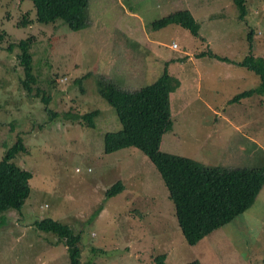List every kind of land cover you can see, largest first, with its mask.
<instances>
[{
  "label": "rangeland",
  "instance_id": "rangeland-1",
  "mask_svg": "<svg viewBox=\"0 0 264 264\" xmlns=\"http://www.w3.org/2000/svg\"><path fill=\"white\" fill-rule=\"evenodd\" d=\"M244 1L239 19L234 0H89L87 26L73 31L61 19L38 22L31 1L0 0V160L21 136L26 153L16 163L32 174L21 213H0V264H69L57 236L33 224L46 217L81 233L80 264H154L158 254L167 264H264V185L251 207L192 247L149 158L136 147L102 153L103 133L121 124L96 85L101 77L140 89L167 64L178 85L161 151L209 167L264 169V94L233 101L259 77L209 55L264 58V0ZM181 9L192 13L197 34L178 23L155 28ZM30 36L36 80L28 92L18 43ZM94 110L90 127L81 116ZM117 182L124 190L106 200Z\"/></svg>",
  "mask_w": 264,
  "mask_h": 264
},
{
  "label": "trees",
  "instance_id": "trees-1",
  "mask_svg": "<svg viewBox=\"0 0 264 264\" xmlns=\"http://www.w3.org/2000/svg\"><path fill=\"white\" fill-rule=\"evenodd\" d=\"M31 1L35 7L36 20L41 23L61 19L67 26L78 31L88 24L87 8L89 0H20ZM238 9V18L243 19L247 13L244 0H234ZM25 17L23 26L28 25ZM171 23H178L192 34H197L198 24L188 9H181L163 16L154 22L155 28H162ZM248 34L251 50V34ZM33 37L22 39L20 61L24 67L23 85L31 92L35 75L31 70L32 56L30 47ZM13 45V44H11ZM12 49V46H11ZM203 55V54H201ZM211 57L235 63L259 77V85L239 92L233 101L247 98L253 94H264V58L252 54L244 56L241 61H234L226 56H219L210 51ZM167 65V64H166ZM164 67L162 74L151 84L140 89H127L113 83L111 79L98 77L97 91L114 109L121 128L107 131L102 136V153L111 154L128 147H136L155 165L167 190L168 200L174 207L177 224L189 245L217 229L235 216L251 207L264 185V169L209 167L192 159L171 155L161 151V139L164 133L172 129L170 94L177 89L178 78L173 77ZM45 107L51 102L49 95L40 94ZM53 119L56 112L46 107ZM96 110L81 117L94 127L93 116ZM26 153L24 138L19 136L10 147H6L0 160V213L16 211L21 213L30 198V171L16 163L20 154ZM121 182H117L106 192L107 198L123 191ZM102 208L99 206L88 219L92 222ZM36 229L55 234L58 241L66 248L69 264H80L81 233L71 225L46 217L34 221ZM91 250L94 251L93 248ZM165 254H158L154 264H167ZM185 264H201L193 259Z\"/></svg>",
  "mask_w": 264,
  "mask_h": 264
},
{
  "label": "built area",
  "instance_id": "built-area-1",
  "mask_svg": "<svg viewBox=\"0 0 264 264\" xmlns=\"http://www.w3.org/2000/svg\"><path fill=\"white\" fill-rule=\"evenodd\" d=\"M175 46H176V44L173 43V47H175Z\"/></svg>",
  "mask_w": 264,
  "mask_h": 264
},
{
  "label": "crops",
  "instance_id": "crops-1",
  "mask_svg": "<svg viewBox=\"0 0 264 264\" xmlns=\"http://www.w3.org/2000/svg\"><path fill=\"white\" fill-rule=\"evenodd\" d=\"M174 44H176V43H174ZM172 47V46H171ZM176 47V46H175ZM171 95V94H170ZM194 245H192V247H193Z\"/></svg>",
  "mask_w": 264,
  "mask_h": 264
}]
</instances>
